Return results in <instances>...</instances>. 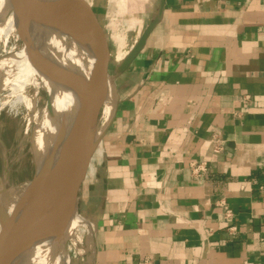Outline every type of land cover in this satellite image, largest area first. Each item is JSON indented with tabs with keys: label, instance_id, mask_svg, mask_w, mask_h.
Returning <instances> with one entry per match:
<instances>
[{
	"label": "crops",
	"instance_id": "crops-1",
	"mask_svg": "<svg viewBox=\"0 0 264 264\" xmlns=\"http://www.w3.org/2000/svg\"><path fill=\"white\" fill-rule=\"evenodd\" d=\"M121 1L133 41L78 191L82 264H264V0Z\"/></svg>",
	"mask_w": 264,
	"mask_h": 264
},
{
	"label": "bare ground",
	"instance_id": "bare-ground-1",
	"mask_svg": "<svg viewBox=\"0 0 264 264\" xmlns=\"http://www.w3.org/2000/svg\"><path fill=\"white\" fill-rule=\"evenodd\" d=\"M47 1L68 8L72 3L71 0ZM37 14L42 18L20 13L12 0H0V45L4 46L10 35L15 41L22 39L10 51L0 50V94L5 90V100L13 98L14 102L25 104L28 123L34 124L32 147L37 140L40 142L36 154L42 156L45 165L36 179L2 194L0 203L11 218L43 188L81 101L82 87L74 111L68 112L67 99L71 98L74 80L84 85L93 71L96 56L94 42L65 23L60 14L45 9H39ZM24 44L29 45L21 47ZM103 77L100 115L87 142L91 152L100 145L98 138L106 130L116 104L113 78L107 73ZM46 86L47 100L41 109L36 108L37 89ZM28 88L35 92L29 94ZM91 240L93 236L88 234L87 242ZM64 244L58 227L54 228L24 245L7 264H60Z\"/></svg>",
	"mask_w": 264,
	"mask_h": 264
},
{
	"label": "water",
	"instance_id": "water-1",
	"mask_svg": "<svg viewBox=\"0 0 264 264\" xmlns=\"http://www.w3.org/2000/svg\"><path fill=\"white\" fill-rule=\"evenodd\" d=\"M16 9L41 19L39 9L60 14L75 30L89 37L96 46L93 71L82 86L81 101L75 118L59 149L51 172L37 197L11 218L0 203V264L11 258L35 237L60 227L78 196L91 149L87 142L93 136L98 114V90L111 62L109 36L85 0H71L69 7L47 0H12ZM146 30L134 51L141 45ZM54 205L53 207H51ZM51 207V208H50Z\"/></svg>",
	"mask_w": 264,
	"mask_h": 264
},
{
	"label": "rangeland",
	"instance_id": "rangeland-1",
	"mask_svg": "<svg viewBox=\"0 0 264 264\" xmlns=\"http://www.w3.org/2000/svg\"><path fill=\"white\" fill-rule=\"evenodd\" d=\"M85 1L88 4L90 3V0ZM118 1L110 0V5L105 10L106 14L103 12L104 15L101 14L99 16L102 25L108 32L111 50V62L107 74L112 76L116 89L118 88L117 80L119 81L121 75L118 72V67L122 64L123 58L125 57L123 53L126 52L132 43V35L134 34L132 32L133 30L129 29L128 24V20L131 17L130 7L125 3L121 4L123 1ZM92 2L94 1L92 0ZM100 2L101 4L104 3L103 0ZM106 4L107 2L104 3V5ZM115 5L118 6L112 8ZM11 36L8 37L9 40L7 39L8 42L4 46L0 45L1 51H10L15 46V43L22 42V39L15 41L14 36L12 38ZM28 45L24 44L21 47ZM81 87L82 81L74 80L73 89L69 95L71 98L67 99L68 112L69 109L71 112L74 111ZM46 88L47 86L42 89H37V98L34 102L36 108L41 109L44 106L47 100L44 91H48ZM28 89L29 94L35 92L33 88ZM101 92L102 88L100 86L98 90V114L96 122L100 115L99 101ZM6 93L5 90H2L0 94V200L2 194L7 191L14 190L17 186L23 185L28 181L30 182L33 178L36 179L45 167V165L43 167L42 156H37L36 154L40 142L37 140L32 147V130L34 124L32 122L30 124L28 123V112L25 104L20 101L14 102L13 98L5 100ZM100 137L97 138L101 142ZM97 147L93 149L94 151L92 150L87 159V169L84 179L92 175L93 165L100 158L101 146L98 145ZM90 229L91 225L88 219H86L85 213H83L82 205L80 202L77 203L75 198L65 222L58 227V232L65 241L60 264H82V260L86 257L85 254L88 253L90 255L91 244H86V238Z\"/></svg>",
	"mask_w": 264,
	"mask_h": 264
},
{
	"label": "built area",
	"instance_id": "built-area-1",
	"mask_svg": "<svg viewBox=\"0 0 264 264\" xmlns=\"http://www.w3.org/2000/svg\"><path fill=\"white\" fill-rule=\"evenodd\" d=\"M212 141L214 142V148L213 150L215 152H219L220 148H221V145L217 142V137L216 136H213L212 137ZM205 166H206V163L205 161H202V160H195V161H192L190 163V170H191V173L195 176L203 173L205 171ZM224 216L225 218H229L231 216V211L230 209H225L224 211ZM229 230H234V226H230L229 227Z\"/></svg>",
	"mask_w": 264,
	"mask_h": 264
}]
</instances>
